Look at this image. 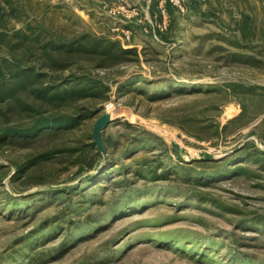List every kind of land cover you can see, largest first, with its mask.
I'll return each instance as SVG.
<instances>
[{
    "label": "rangeland",
    "instance_id": "374dc122",
    "mask_svg": "<svg viewBox=\"0 0 264 264\" xmlns=\"http://www.w3.org/2000/svg\"><path fill=\"white\" fill-rule=\"evenodd\" d=\"M14 1L19 18L9 28L37 17L67 33L119 38L112 27H126L110 12L120 0ZM184 6L167 5L163 30L146 33L136 22L140 61L95 71L127 74L109 80L107 101L79 103L78 111L88 107L93 116L50 145L0 148V264H264V157H234L226 164L241 169L217 175L193 163L227 157L248 142L247 153L264 150V0ZM150 15L163 20L159 0ZM102 19L112 23L105 29ZM130 42L124 45L135 47ZM2 45L0 59L12 57ZM230 82L257 85L242 96L248 112L200 139L195 133L209 135L243 112L227 92ZM90 135L103 156L88 148L82 161L96 160L93 167L74 165L80 154L69 149L92 142ZM55 149L62 152L18 173Z\"/></svg>",
    "mask_w": 264,
    "mask_h": 264
},
{
    "label": "trees",
    "instance_id": "16d2710c",
    "mask_svg": "<svg viewBox=\"0 0 264 264\" xmlns=\"http://www.w3.org/2000/svg\"><path fill=\"white\" fill-rule=\"evenodd\" d=\"M167 5L172 10L173 4L169 2ZM19 12L20 6L14 0H0V48L3 47L2 42H6L8 49L14 52L10 58L0 59V113L4 114L5 120L0 118V148L17 144L30 147L46 140H49L50 145L56 138L76 129L83 118L95 113L88 107L85 108L87 111H78L79 103L107 101L112 91L110 81L127 74L121 71L118 77L111 79L95 71L140 61L136 46L126 47L120 38L111 34L100 36L89 29L71 34L53 29L37 17L24 21V26L20 28H9L11 19L19 18ZM30 58L35 59V64L27 67L25 61ZM67 70L69 73H66ZM256 89L257 85L254 84L230 82L226 90L241 100L243 112L222 129L217 124L209 135H195L200 139H211L226 130L229 124L243 118L248 112V105L243 102L242 96L252 95ZM127 125L138 127L130 122ZM142 131L152 137L154 142L162 141L157 134ZM85 140L92 142L69 149V152L71 156L76 152L80 154L73 161L74 165L92 168L96 160L85 164L82 158L88 148H97V141L94 135ZM249 146L250 142L224 158L203 159L193 163L209 166L208 169L214 168L212 175L236 172L241 167L227 165L232 158L242 154L246 158L257 155L264 157V150L258 147L253 153H247ZM56 152L62 151L55 149L41 152L21 167L18 173L28 172L32 166L52 158ZM95 155L101 158L103 151L97 148Z\"/></svg>",
    "mask_w": 264,
    "mask_h": 264
},
{
    "label": "built area",
    "instance_id": "2783aa9c",
    "mask_svg": "<svg viewBox=\"0 0 264 264\" xmlns=\"http://www.w3.org/2000/svg\"><path fill=\"white\" fill-rule=\"evenodd\" d=\"M171 2L173 5L178 6L181 10H185V0H159V11L163 16V20L154 18L145 13L144 9L140 5L133 4L130 0H120L119 5H116L110 9V12L114 17H121V23H127L129 21H136L142 26V30L146 33H151L157 30H163L166 27V18L168 15L167 4ZM113 31H121L122 33L118 37L126 44L133 40L134 29L128 26L120 28V25L113 26Z\"/></svg>",
    "mask_w": 264,
    "mask_h": 264
},
{
    "label": "crops",
    "instance_id": "0c3cea01",
    "mask_svg": "<svg viewBox=\"0 0 264 264\" xmlns=\"http://www.w3.org/2000/svg\"><path fill=\"white\" fill-rule=\"evenodd\" d=\"M106 1H112V0H97V2H100L102 4V2H106ZM134 3L141 5L144 9V11L146 12V14H148L149 16L152 11H155V8H157V0H132ZM92 17V16H91ZM110 23H112L111 20H109ZM105 21H103V19L101 20V23L103 24V26H105L104 28L106 29V26H110V23H104ZM107 24V25H106ZM124 25L131 27L134 29V35H133V39L130 43L132 45L135 46H140L139 44V36H142V32H141V28L139 26H137L136 21H129L127 23H123ZM103 33H106V30L103 31Z\"/></svg>",
    "mask_w": 264,
    "mask_h": 264
},
{
    "label": "water",
    "instance_id": "95a60500",
    "mask_svg": "<svg viewBox=\"0 0 264 264\" xmlns=\"http://www.w3.org/2000/svg\"><path fill=\"white\" fill-rule=\"evenodd\" d=\"M212 157H208L207 159H211Z\"/></svg>",
    "mask_w": 264,
    "mask_h": 264
}]
</instances>
